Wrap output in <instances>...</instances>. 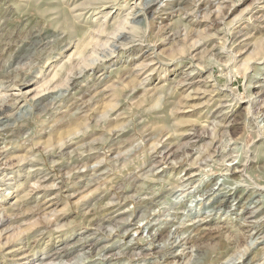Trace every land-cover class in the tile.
<instances>
[{
	"label": "rangeland",
	"instance_id": "obj_1",
	"mask_svg": "<svg viewBox=\"0 0 264 264\" xmlns=\"http://www.w3.org/2000/svg\"><path fill=\"white\" fill-rule=\"evenodd\" d=\"M0 264H264V0H0Z\"/></svg>",
	"mask_w": 264,
	"mask_h": 264
},
{
	"label": "bare ground",
	"instance_id": "obj_2",
	"mask_svg": "<svg viewBox=\"0 0 264 264\" xmlns=\"http://www.w3.org/2000/svg\"><path fill=\"white\" fill-rule=\"evenodd\" d=\"M4 108V107H3ZM227 196L228 195H225L224 194V197H226L227 198ZM226 202H227V199H226V201L224 200H222L221 202H220V206H224L225 204H226ZM247 202H245L244 203V206H242V208L243 209H246L245 208V204H246ZM259 206L258 205H256V206H254L253 207V211H251L250 212V214H249V216L247 217V219L245 220V223H242L241 224V226L243 225V226H245V227H249V228H253L258 222L256 221V220H254V217H255V213L259 210ZM258 230H256V232H257Z\"/></svg>",
	"mask_w": 264,
	"mask_h": 264
}]
</instances>
